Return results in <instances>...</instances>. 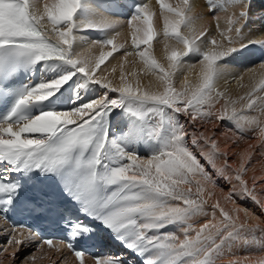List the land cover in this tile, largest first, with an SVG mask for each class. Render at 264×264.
Listing matches in <instances>:
<instances>
[{"label": "snow or ice", "instance_id": "1", "mask_svg": "<svg viewBox=\"0 0 264 264\" xmlns=\"http://www.w3.org/2000/svg\"><path fill=\"white\" fill-rule=\"evenodd\" d=\"M158 3L164 37L174 39L176 45L183 47L172 49L168 56L169 70L151 55V43L158 34L154 26L155 13L142 0L126 24L131 29L136 54L147 71L157 74L163 90L141 91L139 80L133 87L126 82L124 74L118 86L107 76H97V71L113 52L124 47L116 43L121 21L78 22L76 15L82 7V0H0V62L9 56H16L27 58L32 64L56 61L73 69L62 78L28 89L13 112L0 121V163L9 166L4 169L5 174L0 175V214L7 219L9 208L20 204L34 214L50 210L42 197L27 195L22 184L12 180L9 173L40 170L63 176L68 172L69 176L78 178L74 183L69 182L65 191L82 201L85 211L100 219L119 239L124 240L127 248L144 259V264H216L226 254L235 257L228 264H248L250 257L235 256L232 246L242 232L264 233V226L259 222L237 224V221L241 212L248 220L260 221V216L239 205L230 213L217 201L211 219L199 226L192 223L194 217L208 215L204 208L207 203L204 199L207 192L205 185L210 184L213 188L219 185L188 146L189 134L182 125H175L173 135L163 149L148 157L128 152L117 139L110 138L106 130L101 131V123L111 110L131 101L166 107L177 114L185 113L193 125L198 117L208 121H234L241 135L245 129L253 131L264 145V61L259 68L248 70L253 80L251 91L239 101L226 98L222 110L218 113L213 111L219 100L225 98V93L216 88L217 80L229 66L223 61L251 44L264 47V32L252 35L251 29L246 27L251 19L252 0H207L209 12L216 21V30L222 37L220 41L215 37L207 39L206 27L196 32L193 25L202 17L191 15L193 8L189 0H180L175 6L166 0H158ZM220 12L226 14L224 28H221ZM182 26L189 29L192 35H183ZM88 29L110 31L111 34L104 40L87 43L79 33ZM78 43L80 47H77ZM209 44L212 47H208ZM85 45L88 53L98 45L111 46L112 51L96 59L78 50ZM141 46H145L142 51ZM165 47L167 49L168 45ZM132 54L128 52L126 55ZM193 55L200 57L197 60L200 65L199 82L192 85L185 76L184 87L177 90L173 78L183 68L186 58ZM192 66L189 65V68ZM77 74L84 77L85 83L100 85L107 91L73 110L47 111L32 118L21 116L14 119L22 106L48 100ZM241 101L246 102L237 108ZM251 112L259 114L251 115ZM154 134L158 137L159 130H154ZM143 135L142 128L129 131V139L133 142ZM200 139L206 140L203 133L194 132L192 145L196 146ZM210 148L208 162L214 165L216 158L225 157L224 168L218 175L231 181V176H225L231 168L227 153L220 151L215 140L211 141ZM252 148L250 144L239 154L241 163L235 169L234 178L239 182L241 195L260 205L264 213V189L258 194L255 185L249 188L248 182L243 179ZM69 166H72L71 169ZM225 200L234 203V191L230 190ZM217 209L221 216L219 220ZM67 223L73 239L87 230L80 221L69 218ZM169 225H177L179 234L177 231H162ZM8 235L7 244L13 247L10 261L18 264L32 261L34 264V255L21 259L20 253L21 247H27L38 233L14 225ZM43 242L49 247L53 245L52 239H44ZM244 243L250 245L251 242L245 238ZM67 247L73 250L80 264H84L83 258L88 254L76 250L68 241ZM259 250L264 251V244ZM7 251L8 247H0V253ZM93 260L94 264H122L121 258L116 256H93ZM0 264L3 262L0 261ZM256 264H264V255L257 259Z\"/></svg>", "mask_w": 264, "mask_h": 264}, {"label": "bare ground", "instance_id": "2", "mask_svg": "<svg viewBox=\"0 0 264 264\" xmlns=\"http://www.w3.org/2000/svg\"><path fill=\"white\" fill-rule=\"evenodd\" d=\"M121 0H82V7L76 15V20L80 23H98L105 19L121 21V26L118 28L120 35L116 38L117 45L123 44V48H119L118 51L113 52V55L101 65V69L97 71V76H107L114 85L121 84V75L124 74L126 82L136 86L137 80H139V86L141 91H156L163 90L160 81L157 79V74H153L146 70L145 64L139 56L136 54L137 49L132 44L131 29L127 26L126 21L132 17V14L125 10L123 14H117L114 12L113 7L116 3ZM142 2V0H140ZM144 3L149 5V9L155 13L154 15V26L157 31L156 37L151 43L150 53L151 55L166 69L169 70L170 61L168 56L171 54L173 48H182V45H176L174 39H166L163 35V22L160 17V5L158 0H143ZM167 3L172 6L177 5L180 0H166ZM219 2V0H217ZM107 9H104V6ZM189 5L193 8L191 15L202 17L198 19L193 25L196 32L202 30V27L207 28L208 37H215L217 41H220L222 37L216 30V21L213 15L209 12L206 0H189ZM231 9H229V14ZM221 16L220 24L221 28L225 27V13H218ZM251 29L252 35H257L260 32H264V0H252L251 19L249 24L246 26ZM181 33L183 35L191 36L192 32L182 26ZM110 31L88 29L80 32L87 43L93 41L104 40L109 37ZM103 36V38H102ZM227 44V41H224ZM168 45L167 49L165 45ZM81 44H77L80 47ZM254 44L249 45L246 48H242L239 51L229 56L223 63L229 64L228 69L225 73L217 80L216 88L219 92L225 93V98H221L213 109L214 112L222 110L225 99L231 98V100L239 101V98L245 96L246 93L251 91L253 86V80L250 79L248 70L250 68H259L260 61L252 47ZM145 46H141V51L144 50ZM208 47H212L211 44ZM87 45L82 46L80 51H84L85 55H92L98 59L103 53L112 51L111 46H96L92 48L91 53L86 51ZM128 52H132V55H126ZM200 57L193 55L186 58L181 71H178L173 78V85L177 90L184 87V77L187 76L190 84L195 85L199 82V71L200 65L197 62ZM189 65H193L189 68ZM115 69V71H113ZM73 69L61 62H43L41 69V80L38 84L44 82H50L58 78H62L64 75L72 72ZM136 75L133 76L132 73ZM243 77V79H240ZM37 84V85H38ZM83 85V87H82ZM107 90L102 88L100 85L94 83H85L84 77L77 74L73 76L67 83L57 91L52 97L60 96L67 100V105L60 109L53 111H68L73 110L83 103L94 100L103 95ZM115 96V93H110ZM215 95V93H214ZM51 98V97H50ZM241 101L236 105L237 108L241 106ZM47 112V111H46ZM251 115H258V112H251ZM113 128L109 133V137L117 139L128 152H135L141 157H148L152 154L161 151L167 141H169L173 135V128L175 125H182L188 132V146L190 149L197 154L200 158L201 163L205 166L206 170L211 172L213 177L216 179L219 187L213 188L210 184L205 185L207 192H205L204 199L207 203L204 205L208 215H198L193 218L192 223L194 225H201L211 219V212L214 209V205L219 201L221 207L231 213L232 209L237 205L242 208L248 209L251 213H254L261 217L260 221L248 220L244 213H240V219L237 224L247 221V223L255 224L260 223L264 226V216L261 215V207L253 202L250 198H246L241 195L239 182L235 180V169L239 168L241 160L240 153L244 152L245 149L249 148V145H253L250 149L252 155L248 163L245 165L246 173L243 179L248 182L249 188H252L254 183L252 179H255L258 186L255 187V191L260 194L264 189V145H262L256 136V133L245 129L243 135L237 131L234 121H220L213 120L208 121L197 118V121L193 125L187 114L173 113L166 107H156L154 105H140L138 102L128 101L123 107L116 108V112L113 119ZM135 128L144 129V135L137 139L135 142L129 139V131ZM159 130V136L156 137L154 130ZM203 133L205 139H200L196 146L192 145L191 136L193 133ZM215 140L218 144L222 153H227V160L231 164V168L225 173V176H231V181L224 178V176L218 175L221 169L225 165V157L220 156L215 159V164L209 163L211 158V141ZM251 171L253 174H251ZM200 179V177H195ZM228 186V189H225ZM185 187H188L187 185ZM193 191H195V185H192ZM223 189V191H221ZM232 190L235 193V202L225 200L229 191ZM209 193H214L209 195ZM241 201L243 204L239 203ZM217 220L221 219L219 210H216ZM264 214V213H262ZM215 222V221H214ZM0 229L5 231L9 237L11 232L9 228L1 223ZM162 231H177V225H169ZM179 234V233H178ZM245 238L250 243L246 245L244 243ZM34 244L39 247L34 256L36 260L34 264H80L78 263L69 252L64 249L62 245H58L55 248L45 247L38 245L35 240L28 243L27 247L22 248L25 251L30 249ZM264 244V233L256 231L255 233L242 232L240 237L234 242L232 246V253L238 257H250L248 264H256L257 259L264 255V251H260V245ZM6 246V245H5ZM8 251L11 252L13 247L7 245ZM35 246L33 245V248ZM120 249L131 257L132 264H144V259L139 260V255L136 252L130 250L124 245ZM7 251V252H8ZM23 251V250H22ZM7 252H3L7 253ZM9 254V253H8ZM7 254V255H8ZM21 254V253H20ZM2 257V256H1ZM4 257H6L4 255ZM234 256L225 255L223 258L216 261V264H228L230 259H234ZM2 259V258H1ZM5 259V258H4ZM2 259L3 264H7V259ZM9 262V260H8ZM31 263V262H30ZM33 264V262H32ZM84 264H94L91 259H85Z\"/></svg>", "mask_w": 264, "mask_h": 264}, {"label": "rangeland", "instance_id": "3", "mask_svg": "<svg viewBox=\"0 0 264 264\" xmlns=\"http://www.w3.org/2000/svg\"><path fill=\"white\" fill-rule=\"evenodd\" d=\"M102 38H103V36H102ZM262 166H264V162L262 163ZM251 174H253V172L251 171ZM252 183H254V185H255V187H257L258 186V184H257V182L255 181V179H252ZM253 185V186H254ZM224 187H226L225 189H228V186H224ZM239 203H241V204H243L241 201H239ZM261 215H263L264 216V214H262L261 213ZM263 221H264V219H263ZM264 224V223H263ZM1 230V229H0ZM3 230V229H2ZM3 232H5V231H3ZM6 234V233H5ZM1 240H3V239H0V247H5V245L7 246L8 244H7V241L8 240H6V239H4L5 241H1ZM33 245L35 246L34 248H33ZM33 245L30 247V249H28V250H24V249H22V248H25V247H21V259L24 257V256H32V255H34L35 253H36V251L39 249V247L38 246H36V244H34L33 243ZM36 247H38V248H36ZM23 250V251H22ZM11 253V252H7V253H4V255L7 257V259H6V257H4V255H3V253H0V261H2V259H6V261H5V259H4V261L7 263V264H18V262H12V261H10V259H9V254ZM34 253V254H33ZM8 254V255H7ZM2 256V257H1ZM2 258V259H1ZM8 260H9V262H8ZM31 262V263H30ZM51 263V262H50ZM49 263V264H50ZM29 264H32V261H29ZM44 264V263H43Z\"/></svg>", "mask_w": 264, "mask_h": 264}]
</instances>
